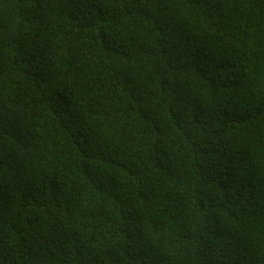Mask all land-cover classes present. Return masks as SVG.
<instances>
[{"label": "trees", "instance_id": "16d2710c", "mask_svg": "<svg viewBox=\"0 0 264 264\" xmlns=\"http://www.w3.org/2000/svg\"><path fill=\"white\" fill-rule=\"evenodd\" d=\"M0 264H264V0H0Z\"/></svg>", "mask_w": 264, "mask_h": 264}]
</instances>
